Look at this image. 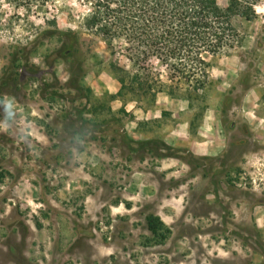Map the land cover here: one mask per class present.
<instances>
[{"label": "rangeland", "instance_id": "1", "mask_svg": "<svg viewBox=\"0 0 264 264\" xmlns=\"http://www.w3.org/2000/svg\"><path fill=\"white\" fill-rule=\"evenodd\" d=\"M1 5L0 264H264V0L234 19L232 51L206 56L208 86H133L153 101L120 95L110 62L127 61L82 1ZM212 102L213 152L188 140Z\"/></svg>", "mask_w": 264, "mask_h": 264}, {"label": "trees", "instance_id": "2", "mask_svg": "<svg viewBox=\"0 0 264 264\" xmlns=\"http://www.w3.org/2000/svg\"><path fill=\"white\" fill-rule=\"evenodd\" d=\"M27 11L46 8L53 0H0ZM89 6L86 26L127 61L112 60L111 68L120 82V95L138 93L156 98L149 87L142 92L133 86H196L194 92L209 85L208 54L232 51L241 41L234 19L254 20L260 0H80ZM12 18H19L14 15ZM122 42L118 50L116 43ZM158 61L155 67L153 61ZM166 73L164 77L163 73ZM174 94V91L170 92ZM188 97H192L189 92ZM148 227L165 239L163 223L154 215Z\"/></svg>", "mask_w": 264, "mask_h": 264}, {"label": "crops", "instance_id": "3", "mask_svg": "<svg viewBox=\"0 0 264 264\" xmlns=\"http://www.w3.org/2000/svg\"><path fill=\"white\" fill-rule=\"evenodd\" d=\"M169 102L175 103L177 105H179L180 103H183L185 105L187 103L186 100H179V99H176L175 102L174 100L171 99ZM167 105H168V98L166 100V104H164L166 109H168ZM218 112L219 111H218L217 104L212 102L211 105L208 106V116L209 117L205 118L204 121L200 124L199 130L201 132H199L198 134H195L194 136H191L190 139H188L192 145H196V147L198 148L213 147L212 150H210L211 152L219 149V147L223 145V140L225 139L226 136L223 134L222 130L220 129ZM174 127H180L181 129H187L188 124L183 123V122H178L177 125ZM210 128L214 129V136H213L214 138L208 140L206 137H204V132L209 130ZM174 129H177V128H174ZM165 139L168 141V135L165 136ZM181 141L184 142L185 140H177V139L172 140L174 144L181 143ZM203 153L206 154L210 152H203Z\"/></svg>", "mask_w": 264, "mask_h": 264}]
</instances>
